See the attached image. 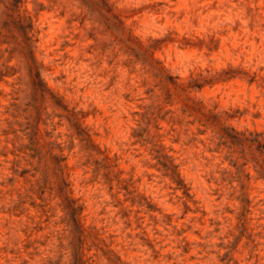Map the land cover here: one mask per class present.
<instances>
[{
	"label": "rangeland",
	"instance_id": "1",
	"mask_svg": "<svg viewBox=\"0 0 264 264\" xmlns=\"http://www.w3.org/2000/svg\"><path fill=\"white\" fill-rule=\"evenodd\" d=\"M0 264H264V0H0Z\"/></svg>",
	"mask_w": 264,
	"mask_h": 264
}]
</instances>
